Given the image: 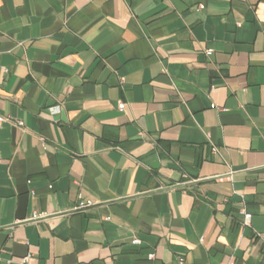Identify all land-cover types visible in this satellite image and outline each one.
Instances as JSON below:
<instances>
[{
  "label": "crops",
  "instance_id": "1",
  "mask_svg": "<svg viewBox=\"0 0 264 264\" xmlns=\"http://www.w3.org/2000/svg\"><path fill=\"white\" fill-rule=\"evenodd\" d=\"M0 115V264H264V0H0Z\"/></svg>",
  "mask_w": 264,
  "mask_h": 264
},
{
  "label": "built area",
  "instance_id": "2",
  "mask_svg": "<svg viewBox=\"0 0 264 264\" xmlns=\"http://www.w3.org/2000/svg\"><path fill=\"white\" fill-rule=\"evenodd\" d=\"M212 51L211 50H208L207 51V54H211ZM119 109L120 110H124L125 108V105L124 103L120 102L119 105H118ZM7 120L6 117L0 115V125L2 123H4L5 121ZM19 125H23L22 122H19ZM95 203L91 200H85L83 199L82 196H80V199L78 200V202L76 203V205L73 207L72 211H85L86 209L90 208L91 206H93ZM241 214L243 216V223L245 225H249L251 223V219H252V214L248 211H246L245 209H242L241 210ZM46 213H38V212H35L32 217L29 219L30 221H38V220H41V219H44L46 218ZM133 243L134 244H139L140 243V240L139 239H134L133 240ZM1 252H2V249L0 248V255H1ZM30 257L31 255L28 254L24 257H22L20 259V263L21 264H30ZM149 258L150 259H155L156 258V255L154 253L150 254L149 255ZM180 263L183 264L184 263V258H180L179 259ZM227 264H235L234 261H229Z\"/></svg>",
  "mask_w": 264,
  "mask_h": 264
}]
</instances>
